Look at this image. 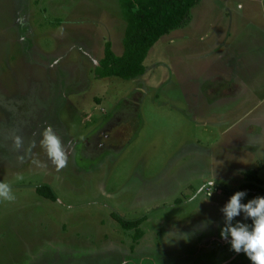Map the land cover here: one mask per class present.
Listing matches in <instances>:
<instances>
[{"label":"rangeland","instance_id":"1","mask_svg":"<svg viewBox=\"0 0 264 264\" xmlns=\"http://www.w3.org/2000/svg\"><path fill=\"white\" fill-rule=\"evenodd\" d=\"M126 26L121 0H0V181L16 196L0 201V264H252L220 230L244 173L264 179V0H199L143 76L97 77ZM222 71L234 89L211 86ZM48 125L69 155L60 171L39 144ZM17 135L46 168L18 159ZM116 217H146L143 237Z\"/></svg>","mask_w":264,"mask_h":264},{"label":"trees","instance_id":"2","mask_svg":"<svg viewBox=\"0 0 264 264\" xmlns=\"http://www.w3.org/2000/svg\"><path fill=\"white\" fill-rule=\"evenodd\" d=\"M198 2L199 0H121L127 22L123 39L124 52L120 56L116 55L112 44L107 42L104 57L95 69L96 76L125 80L143 76L150 50L163 36L182 26L187 21L190 10ZM244 181L240 191H245L252 199L264 196V179L259 177L257 170L246 171ZM36 191L45 199L56 200L50 186L37 187ZM145 218L128 221L116 217V220L126 230H135L133 241L138 242L143 237L140 226ZM246 223L251 225V219ZM241 256L248 259L244 253Z\"/></svg>","mask_w":264,"mask_h":264},{"label":"clouds","instance_id":"3","mask_svg":"<svg viewBox=\"0 0 264 264\" xmlns=\"http://www.w3.org/2000/svg\"><path fill=\"white\" fill-rule=\"evenodd\" d=\"M40 146L45 150L48 159L55 166L57 171L64 169L68 164L69 155L61 136L52 125H48L41 133ZM14 145L17 152L21 153L18 159L23 161L25 157L32 159V163L41 168L47 165L33 157L32 148L35 142L25 147L24 138L15 136ZM17 181L23 180L22 174H17ZM216 181L209 185L207 198L213 193ZM247 195L245 191L235 192L228 202L221 208L224 216V226L220 230V236L229 242L231 249L236 253L243 252L252 264H264V196H258L247 203L241 201ZM13 186L10 182L0 181V201H15ZM243 213L244 219H251L252 224L236 221L234 218ZM229 237L231 239L229 240Z\"/></svg>","mask_w":264,"mask_h":264},{"label":"crops","instance_id":"4","mask_svg":"<svg viewBox=\"0 0 264 264\" xmlns=\"http://www.w3.org/2000/svg\"><path fill=\"white\" fill-rule=\"evenodd\" d=\"M219 43H221V41L219 40L218 41ZM223 48H225L226 47V41H224L223 42ZM214 48L212 47V50H213ZM209 51H207L206 53H205V56L208 58L209 56ZM210 56H212V54L210 55ZM238 54H232L231 55V58L229 59V61L228 62H226L224 65H226L225 67L226 68H228V69H230V74H234L235 72H233L234 70H235V67L238 65ZM228 66H230V67H228ZM222 74H223V77H222V80H219V75H214V76H211L210 77V79H209V82H210V84H211V86H213L214 87V85L217 87V86H219L218 84L220 83V84H223V85H225V86H227L228 85V89H234V87H235V84H234V79H233V76H231L230 78H227L226 76H225V71H222ZM229 74V75H230ZM231 92V91H230ZM229 92V93H230ZM233 92V91H232ZM230 95H231V93H230ZM231 97V96H230ZM261 128H259V130H260ZM256 137H258L259 138V143L261 144V145H263V147H264V142H261V140L262 141H264V132H262V133H259V134H257L256 135ZM259 164H260V166H261V168H263L264 167V163H260L259 162ZM262 170V169H261ZM261 178V177H260Z\"/></svg>","mask_w":264,"mask_h":264}]
</instances>
